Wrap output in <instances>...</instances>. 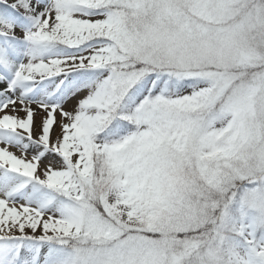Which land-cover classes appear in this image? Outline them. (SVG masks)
I'll list each match as a JSON object with an SVG mask.
<instances>
[{
  "label": "snow or ice",
  "instance_id": "obj_1",
  "mask_svg": "<svg viewBox=\"0 0 264 264\" xmlns=\"http://www.w3.org/2000/svg\"><path fill=\"white\" fill-rule=\"evenodd\" d=\"M0 264H264V0H0Z\"/></svg>",
  "mask_w": 264,
  "mask_h": 264
}]
</instances>
